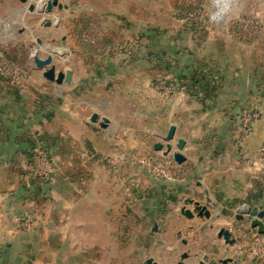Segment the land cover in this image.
<instances>
[{
    "label": "crops",
    "instance_id": "1",
    "mask_svg": "<svg viewBox=\"0 0 264 264\" xmlns=\"http://www.w3.org/2000/svg\"><path fill=\"white\" fill-rule=\"evenodd\" d=\"M13 1L0 0V43L6 52L16 51L19 43L31 39L34 31V27L24 24L33 14L28 11V4L17 0V5ZM64 7L61 9L66 11ZM72 14L59 19L57 27L42 30V35L50 37L46 45L54 47L52 34L61 30L59 48L69 52L65 60L69 58L70 62L74 56H81L83 62L70 66H65L64 59L53 57L56 71H72V86L48 82L34 68V74L40 73L37 81L17 72L4 75L0 71V264H132L136 258L130 253V236L125 235L132 212L143 223L153 217L154 221H150L157 230H151L152 245L161 244L164 238L158 235L160 225L155 220L161 204L156 195L160 194L154 189L147 198L142 187L148 182L147 175H155L141 163L147 159L164 163L172 175H188L186 181L195 187L188 190V197L206 206L209 219L212 213L224 211L225 223L234 226L235 213L242 205L264 210V156L258 153L264 139V117L255 120L246 140L247 166L239 159L234 167L237 175H231L232 164L227 155L232 152L231 122L240 108L238 97L226 95V99L220 89L213 99L202 103L180 90L179 95L187 101L174 108L176 94L165 99L152 88L153 80L166 74L163 58L157 55L162 59L149 69L137 56L129 60L126 53L130 44L126 43L133 33L122 16H117L109 29H101L103 38L115 33L119 46L103 45V49H111L110 53L91 56L86 67L84 49L76 44L77 35L67 23ZM76 28L75 25V31ZM136 33L141 36L140 31ZM41 42L34 53L45 58V53L40 55L44 46ZM135 53L141 55V47ZM152 72L158 73L152 76ZM72 102L76 111L69 109ZM93 114L106 118L108 127L101 129L92 124ZM172 125L176 139L185 141L182 165L164 156L163 150H153L155 143L163 144ZM135 130L142 132L135 136ZM27 138L37 142L36 149L46 147L51 157L48 163L52 173L38 191H32L25 175L35 166L27 154ZM152 139L157 141L149 144L148 151L147 141ZM133 148H138V157L131 154ZM108 158L115 160L113 170L103 164ZM186 208L191 210L190 205ZM229 215L233 219L229 220ZM24 221L28 224L22 225ZM234 229L241 232L238 235L228 228L235 244L223 246L250 264L255 257L246 255L247 245L251 241L263 243L264 236L249 229L246 220ZM219 240L222 244L223 240ZM134 243L143 244L141 248L146 249L148 242L142 237ZM149 258L160 264L152 256ZM145 261L146 256L144 264Z\"/></svg>",
    "mask_w": 264,
    "mask_h": 264
},
{
    "label": "rangeland",
    "instance_id": "2",
    "mask_svg": "<svg viewBox=\"0 0 264 264\" xmlns=\"http://www.w3.org/2000/svg\"><path fill=\"white\" fill-rule=\"evenodd\" d=\"M58 1L62 8L67 7L66 11L55 8L49 16L33 12L29 18L25 19L24 24L34 27L33 35L30 40L19 43L20 46L17 49L19 51L16 50L17 55L13 56V59L11 58V52H6L3 49L4 59L8 63L11 62L12 65L15 64L14 70L18 75L32 77L35 81L39 80L38 75L40 73L36 72L34 74L32 57L36 54L34 50L37 44H35L34 39L40 38L43 40L44 46H46L45 42H49L50 37L42 35L43 23L46 17L55 20L65 17L67 13L68 15L74 13L72 17H68L67 23L72 26L73 35H77L76 44L84 49L82 52L86 56L84 57L87 60L85 64L88 67L91 56L110 53V48L103 49L104 47H102L103 45L106 46V43L101 29H109L110 24L116 23V17L122 16L125 19V24H129L130 33H133L128 36V43H126V45L130 44V50L126 53L129 60L137 56L140 63H143L142 60L146 62L148 69L158 64L160 59L165 60L162 65L166 74L162 73V78H158L159 82L157 84L153 83L152 88L165 99H169L176 94L177 98L173 103L174 108L178 104L181 105L184 101H187V98L179 95L181 91L178 90L177 85H173V87L166 86L162 79L176 82L173 75L178 76L184 73L188 75L189 68L192 69L191 72L193 71L196 74L203 72V74L208 75L209 80L221 85V93L225 94L220 95H225V97L226 95L227 97L235 95L238 97L236 99L240 104V108L235 112L231 122L230 142L232 152L230 150L227 157L232 164L230 168L233 174L231 175H237L234 167L236 164L238 165L239 159L244 162V166H247L246 140L252 134V125L255 120L264 117V0ZM13 2L19 5L17 0ZM41 2L45 1L32 0V3L37 7ZM75 25L78 27L76 28L77 31L74 30ZM137 31H140L143 38L138 36ZM64 33L66 32L64 31ZM60 35L61 30L52 34L55 38V47H59ZM145 37H150V41ZM109 38L111 44L109 43L108 46L112 45L111 48L118 47L119 43L115 40L112 42L114 39L112 36ZM99 44L101 45L95 52L93 49L98 47ZM138 47H141V55L139 56L136 53L133 54V51H137ZM41 48L40 55H44ZM146 51L148 52L146 53ZM36 55L38 56V54ZM60 59L65 60L64 57ZM171 59L174 60L171 61ZM176 60L177 62L173 64ZM56 61L59 60L56 59ZM73 62L83 61L81 56L78 55L74 56L70 62L69 58L66 59V65H64L70 66ZM168 62L171 69H166V63ZM22 65H28V67L22 68ZM157 73L152 72L151 75L155 74L154 76H156ZM227 97L226 99H228ZM68 106L70 111L77 109L73 102ZM210 112L207 111V113ZM201 116H205V114ZM173 127L175 128V126ZM142 130H135V136L141 133ZM175 132V139L172 144L176 143L177 140ZM152 141L157 140L147 141L148 151L151 150L149 144ZM172 148H175V145ZM262 149H264V139L258 150L260 156H264V152H261ZM130 152L136 157L140 155L138 148H133ZM166 157L170 158L171 156L166 155ZM104 160L105 163L103 164H107L106 166L113 170L115 160L110 158ZM47 163L44 175H51L52 169ZM160 164L165 167L164 163ZM220 167L222 168V165ZM164 172V175H147L146 180L148 182L142 186L145 189L144 196L147 198L151 197L150 191H154V189H157V193L160 194V196L156 195L161 204L159 203L158 217L155 220L160 225L158 235L164 238L163 242L152 245V236L154 235L151 233L153 226L150 220L154 221L153 217H147V222L143 223V220L132 212L131 221L128 222L127 232L125 233L126 236H130V253L133 258H136L132 261V264H144L145 256L146 259L152 256L160 264H176L182 253H188L189 255V258L184 261L186 264H199L203 261L204 256H206V264H220L221 261L226 260V257H232V264L246 263L242 256L240 258V254L236 256L234 251L229 250L230 248H227L228 251H226L225 246H223L224 242L220 244L219 241L221 240L217 238L219 229L230 227L235 231L234 226L225 223L224 216L226 213L224 211L217 212V215L212 213V219L208 220L196 216L191 220L186 219L180 214V208L183 200L190 198L188 197V194H190L188 190L195 187L191 181H186L188 175H174V173L172 175L167 169H164ZM135 177L134 175L130 180ZM133 200L131 201L132 204ZM146 208L149 209V206H146ZM230 218L233 219L231 216L228 219L231 220ZM27 224L28 221L22 222V225ZM142 237L148 242L145 244L146 249L141 248L143 244L134 243L138 241V238L141 240ZM183 241H185V244L182 243ZM124 246L129 245L125 244ZM247 247V250H245L246 255L251 258V254L257 258V260L253 258L254 260L250 264H263L264 247L260 248L261 251L256 256L252 252L255 247L254 241H251Z\"/></svg>",
    "mask_w": 264,
    "mask_h": 264
},
{
    "label": "water",
    "instance_id": "3",
    "mask_svg": "<svg viewBox=\"0 0 264 264\" xmlns=\"http://www.w3.org/2000/svg\"><path fill=\"white\" fill-rule=\"evenodd\" d=\"M22 4H28V11L31 13L35 12L36 14H44L49 16L52 14L53 9H61L58 0H43L45 2H41L37 7L32 3V0H18ZM65 8V7H64ZM59 23V19L51 20L49 18L44 19L43 26L44 27H57ZM19 33L22 32L20 29ZM35 43L39 46L42 45L41 40L36 39ZM61 45H65V37L61 39ZM41 50L46 54L45 58H40L36 54L32 57V63L34 65V69L41 72V76L48 82L54 83L55 85H67L72 86L73 81V73L69 69H65L64 71H56L55 66L53 65V57L63 58L69 55V52L61 49L59 47H54L53 45L42 46ZM90 122L92 124H96L101 129H106L108 127V120L106 118L99 119L98 115L93 114L90 117ZM174 132L175 128L170 126L167 135L162 139L164 145L162 143H155L153 145L154 151H162L163 155H170L173 162L176 165H182L185 162V157L182 154L184 150L185 141L182 139H177L175 144V151L171 152L172 142L174 141ZM190 205L192 207L191 210L187 209L186 206ZM180 214L184 216L186 219H193L195 216L197 218L209 219L210 213L205 206H202L198 201H195L191 198H186L183 200V204L180 208ZM236 220L243 221L246 220L248 223V227L251 230H255L259 236H264V210L256 209L253 210L248 205H242L236 211ZM153 231L157 230L156 225L153 226ZM217 238L222 239L224 244L233 245L235 244V239L232 238L231 231L228 229H219L217 233ZM185 243L184 241L182 242ZM188 258V253H182L180 255V260L176 264H186L184 261ZM206 256H204L203 261L199 264H206ZM232 259H227L222 261V264L232 263ZM145 264H158L154 262L151 258L146 259Z\"/></svg>",
    "mask_w": 264,
    "mask_h": 264
},
{
    "label": "trees",
    "instance_id": "4",
    "mask_svg": "<svg viewBox=\"0 0 264 264\" xmlns=\"http://www.w3.org/2000/svg\"><path fill=\"white\" fill-rule=\"evenodd\" d=\"M111 36H112V38H114L115 41L118 40L117 35L115 33H112ZM140 37L143 38V36H140ZM145 39L150 41V37H145ZM110 41H111L110 38L104 39V42L106 43V45H108V43ZM101 44H99L97 46H100ZM95 49H96V47H95ZM95 49H93V50H95ZM161 53H162V51H161ZM11 55H12L11 58L13 59V56L17 55L16 51L15 50L11 51ZM171 61H173V60L171 59ZM169 64H170L169 62L166 63V66H168V68H170ZM14 65H12V66L14 67ZM190 70H192V69L189 68L188 75H185V73H184V74H179L178 76H174L172 73L173 77L176 78V82L172 81V80L164 81L163 79H162V82L166 86H169V87H173V85H177V88L179 91L180 90L185 91L186 94H189L193 97H196L202 103L209 98L213 99V97L216 96V94H218V92L221 88V85L214 83L213 81L209 80L208 75L203 74V72L196 74V73H193V71L191 72ZM157 82H159L158 79L153 80L154 84H157ZM26 142H27L26 144L28 145L27 154L29 156V160L31 161L34 158L35 150H36L37 146H39V145L37 144V142H34L33 140L28 139V138L26 139ZM41 149L43 150V153L46 157V160L49 162L51 157L49 156L48 149L46 147L45 148L42 147ZM25 175L28 177L27 181L30 183V187H31L32 191H38V189L40 188V185L46 183L48 181V178H49V177H47L46 179L38 178V177L35 178L32 176V172L26 173Z\"/></svg>",
    "mask_w": 264,
    "mask_h": 264
},
{
    "label": "built area",
    "instance_id": "5",
    "mask_svg": "<svg viewBox=\"0 0 264 264\" xmlns=\"http://www.w3.org/2000/svg\"><path fill=\"white\" fill-rule=\"evenodd\" d=\"M3 46L2 44L0 43V71L4 74V75H8V74H15V67L11 66L10 63H8L5 59H4V55H3ZM261 152H264V149H262ZM34 160V163H35V166H33V169H32V176L33 177H38V178H44L46 179L47 177H49L50 175H44V172H46V169H47V166H46V163H47V160H46V157L43 153V150L41 148L39 149H36L35 150V156L33 158ZM141 163L149 168L155 175H164L165 172H164V169L165 167H163L161 164H155L156 161L154 160H151V159H147V160H143L141 161ZM48 164V163H47ZM43 172V173H42ZM236 232V234L240 235L239 234V229H236V231H234V233ZM233 233V234H234ZM264 244V242H258V243H255L254 244V250H253V254L257 255L261 250L260 248L262 249V245Z\"/></svg>",
    "mask_w": 264,
    "mask_h": 264
},
{
    "label": "flooded vegetation",
    "instance_id": "6",
    "mask_svg": "<svg viewBox=\"0 0 264 264\" xmlns=\"http://www.w3.org/2000/svg\"><path fill=\"white\" fill-rule=\"evenodd\" d=\"M235 218H236V214H235V216H234V220H233V221H234V224H235L234 226H237V225H239V223L242 222V221H237ZM232 238L235 239V237H232ZM235 240H236V239H235ZM184 242H185V241H184ZM184 244H185V243H184Z\"/></svg>",
    "mask_w": 264,
    "mask_h": 264
}]
</instances>
